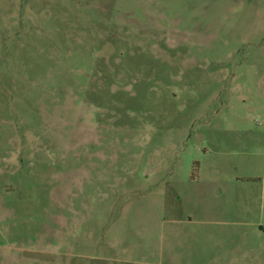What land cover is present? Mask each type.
Returning a JSON list of instances; mask_svg holds the SVG:
<instances>
[{
	"label": "rangeland",
	"instance_id": "rangeland-1",
	"mask_svg": "<svg viewBox=\"0 0 264 264\" xmlns=\"http://www.w3.org/2000/svg\"><path fill=\"white\" fill-rule=\"evenodd\" d=\"M0 264H264V0H0Z\"/></svg>",
	"mask_w": 264,
	"mask_h": 264
}]
</instances>
